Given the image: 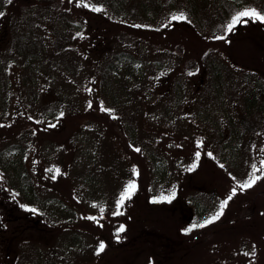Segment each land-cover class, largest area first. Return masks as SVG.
<instances>
[{"label": "rangeland", "instance_id": "obj_1", "mask_svg": "<svg viewBox=\"0 0 264 264\" xmlns=\"http://www.w3.org/2000/svg\"><path fill=\"white\" fill-rule=\"evenodd\" d=\"M197 3L203 5L195 14L187 0H161L159 14L143 21L122 10L116 14L102 0H8L0 16V148L22 145L39 195H59L74 218L32 210L0 179V264H164L161 254L149 257L147 250L130 248L136 229L158 228L159 221H153L158 212L143 206L158 181L135 145L146 156L154 150L165 156L169 176L160 185H184L188 201L194 189L204 190L208 219L220 213L194 229L200 235L193 236L188 264H264V133L240 149L241 177L233 178L213 163L219 151L211 142L218 135L209 111L216 105L210 93L214 66L222 78L221 105L236 122L253 75L259 70L264 76V29L257 20L242 17L228 30L234 16L257 11L264 0ZM181 14L183 19H173ZM29 26L44 37L49 52L36 81L10 59L13 34ZM129 28L138 44L118 43ZM118 44L143 61V75L123 94V105L112 107L103 103L99 75ZM48 107L55 111L51 118ZM258 121L264 129V117ZM227 128L225 123L226 135ZM253 176L259 179L243 188ZM129 184L135 187L125 196ZM192 216L188 211L184 220ZM170 220L164 221L168 229ZM69 231L81 235V244L67 238Z\"/></svg>", "mask_w": 264, "mask_h": 264}, {"label": "trees", "instance_id": "obj_2", "mask_svg": "<svg viewBox=\"0 0 264 264\" xmlns=\"http://www.w3.org/2000/svg\"><path fill=\"white\" fill-rule=\"evenodd\" d=\"M38 1H45L48 5H53L55 0ZM198 1L187 0L190 3V10L195 14L200 9V5H203V3L199 5ZM7 2L8 0H0V12L4 11ZM102 2L117 11L116 14L122 10L121 12L130 16V18L136 19L137 17L143 21L157 16L161 9V0H136L133 3L130 0H102ZM256 12L264 15V5ZM195 14L193 16L197 18ZM61 20L67 24L64 17H61ZM255 25L260 29H264V23L259 20L256 21ZM131 28L121 33L122 37L118 38V43H125L129 46L138 44V40L134 37L133 29ZM220 31L223 32V28ZM126 33L131 34L133 37L125 38L128 36ZM58 36L59 39L64 40L62 38L64 36L60 32H58ZM118 46L114 47L111 53L106 56L99 75V88L103 103L112 107L123 105V94L126 97L128 89L132 86V81H139L143 75L141 66L143 61L139 62L134 53L129 49H121L119 44ZM9 49L12 52L10 59L18 66L25 68L24 77L30 76L31 80L36 81L38 72L49 59V52L44 37L37 33L32 26H29L27 29L15 31L10 40ZM171 58L169 55L167 60L170 61ZM63 66L67 68L71 67L74 70L71 63L65 62ZM256 72L253 75L255 78L254 87L243 98L242 111L239 114L240 122H236L233 115L221 105L223 94L222 78L218 67L214 66L211 73L214 81L210 93H212L216 105L209 108L213 117L210 123L215 129L214 132L218 135L211 142V146L216 147L219 151L218 159H214L213 163L217 165V168H220V170L222 168L227 174L236 179L241 177L240 166L236 165L238 164L237 155L240 149L248 148L249 144L253 142V135L255 133H264V129H262L261 123L258 121L260 117H264V76L258 73L260 72L259 70ZM6 80L7 78L4 77L3 81ZM125 90L126 92H124ZM205 109L208 112V108L206 107ZM46 113V117L51 118L52 116L49 115L55 114V111L48 107ZM221 116H223L225 122L220 121ZM225 123L228 125V135L223 132ZM133 147L137 157L144 156V159L150 163L152 177L155 179L154 181H158V186L150 193L148 191V203H144L143 206L147 211L158 212L159 217H155L153 221L159 218L160 222L158 221V228L149 226L144 229L145 226L143 225L144 227H142L141 225L140 229L135 230V239L130 241L134 246L127 245L126 240L125 247L123 246L124 250L129 252L130 246L131 251L135 250L137 252L141 248L143 251L147 250L149 257L156 253L165 256L167 259L164 264H188L187 257L192 252L191 247L196 242L193 236L200 235V232H194V229L197 226L208 224L205 223L209 220L208 216L210 214L208 194L204 190L194 189L188 201L184 199L181 192V189L185 188L184 185L177 190L173 185H160L161 182L159 181L164 183L169 176L168 162L165 156L156 150L149 151L146 156L143 153L142 147H138L137 145ZM164 150L168 151L167 148ZM195 170L191 174L193 180L195 173L197 174L199 169ZM0 179L6 183L7 187L16 191L23 204L32 208V210L45 213L53 218H74V214L71 213V205L59 195L47 197L39 195L34 177L30 171V165L27 163L25 148L22 145L10 143L0 148ZM196 188H201V186L196 185ZM147 198L143 199L146 201ZM128 203L125 202V208L128 206ZM188 211L192 212L193 216L188 221H185L186 212ZM168 217L174 222L169 228L171 230L165 226L164 222ZM170 221L166 222L169 223ZM58 224L61 225V222ZM142 232L146 234L142 235ZM67 235V238L71 241L81 244L82 237L78 232L69 231Z\"/></svg>", "mask_w": 264, "mask_h": 264}, {"label": "snow or ice", "instance_id": "obj_3", "mask_svg": "<svg viewBox=\"0 0 264 264\" xmlns=\"http://www.w3.org/2000/svg\"><path fill=\"white\" fill-rule=\"evenodd\" d=\"M2 15H3V13L0 12V16H2ZM245 16H247V17H251V18H253V19L259 20L260 22L264 23V15H261V14L257 13L255 10L242 11V12L238 13L236 16L233 17V19H232V23H230V24L228 25V30L231 31L232 28H233V26H234L236 23H238V22L240 21V18H241V17H245ZM178 18H179V19H183L184 17H183L182 14H181L180 17L173 16V19H178ZM217 39H222V37H217ZM137 151H138V149H137ZM193 167H194V165H193ZM256 179H259V177L253 176L252 179H251L250 181L245 182V183L242 185V187H243V188L251 187L252 184L255 182ZM134 187H135V186H134L133 184H129V185L127 186L126 190H125V194H124V195H125V196L128 195V193L130 192V190L134 189ZM234 191H235V190H233V192H234ZM228 199H231V196H229ZM122 200H123V196H122L121 200L118 201V203H122ZM226 204H227V200L223 201V202L221 203L220 207L223 208ZM219 215H220V213H217L215 216H213L210 220L206 221L205 223H211L213 220L217 219V218L219 217ZM200 226L202 227L203 225H200ZM122 230H123V229L121 228V231H122ZM103 247H104V245L101 244V245H100V250H102Z\"/></svg>", "mask_w": 264, "mask_h": 264}]
</instances>
